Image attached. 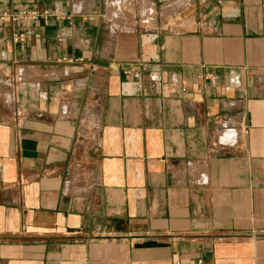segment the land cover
<instances>
[{"label": "crops", "instance_id": "crops-1", "mask_svg": "<svg viewBox=\"0 0 264 264\" xmlns=\"http://www.w3.org/2000/svg\"><path fill=\"white\" fill-rule=\"evenodd\" d=\"M23 11L69 17L0 23V264H264V0Z\"/></svg>", "mask_w": 264, "mask_h": 264}, {"label": "built area", "instance_id": "built-area-1", "mask_svg": "<svg viewBox=\"0 0 264 264\" xmlns=\"http://www.w3.org/2000/svg\"><path fill=\"white\" fill-rule=\"evenodd\" d=\"M67 13H61L57 14L54 12H34V11H23V12H16V13H0V23L4 22H11V23H17V22H36L37 20H48V19H68ZM24 35H15L13 36V41L16 43H24ZM66 63H72L71 59H67L65 61ZM200 264V263H199Z\"/></svg>", "mask_w": 264, "mask_h": 264}]
</instances>
